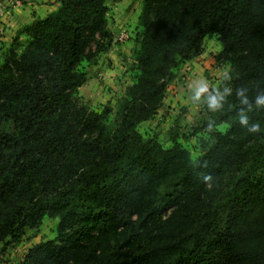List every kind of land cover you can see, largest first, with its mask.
I'll return each instance as SVG.
<instances>
[{
    "label": "trees",
    "instance_id": "16d2710c",
    "mask_svg": "<svg viewBox=\"0 0 264 264\" xmlns=\"http://www.w3.org/2000/svg\"><path fill=\"white\" fill-rule=\"evenodd\" d=\"M107 1L60 0L0 63L1 250L49 219L55 240L21 264H264V131L249 130H264V108L241 124L235 92H264V0H142L137 76L113 124L78 98V67L117 43ZM209 38L232 94L207 108L194 161L177 134L164 148L138 128Z\"/></svg>",
    "mask_w": 264,
    "mask_h": 264
},
{
    "label": "rangeland",
    "instance_id": "374dc122",
    "mask_svg": "<svg viewBox=\"0 0 264 264\" xmlns=\"http://www.w3.org/2000/svg\"><path fill=\"white\" fill-rule=\"evenodd\" d=\"M59 2L0 0V63L10 49L20 54L25 47L27 39L20 37L15 41L16 32L35 19L43 18L48 11H55ZM106 6L108 29L117 43L107 53L99 55L95 63L83 62L78 67L79 71L87 74V81L79 89L78 98L82 105L98 114L110 109L107 122L113 124L118 104L137 76L134 64L139 48L138 36L142 31L138 24L142 0H108ZM220 50L216 38H209L199 57L174 70V79L157 115L138 128L145 139L156 138L164 148H169L172 134H177L178 141L189 151L192 159H198V140L203 136L198 130L207 119V94L198 101L194 100L192 85L199 80L208 84L210 92L220 90L230 71L227 63H218L216 60ZM218 129L225 131L226 127L219 126ZM56 228L57 221L45 219L39 230L27 231L19 245L7 247L3 251L0 248V264H21L31 247L55 240Z\"/></svg>",
    "mask_w": 264,
    "mask_h": 264
},
{
    "label": "clouds",
    "instance_id": "9594fccd",
    "mask_svg": "<svg viewBox=\"0 0 264 264\" xmlns=\"http://www.w3.org/2000/svg\"><path fill=\"white\" fill-rule=\"evenodd\" d=\"M228 78L227 76L225 77ZM193 99L200 100L202 96L207 94L206 103L210 111H217L223 107L225 99L232 94V89L225 87L223 91H209V86L204 81H195L192 85ZM236 97L241 105L245 106L241 109L240 123H247V112L259 108H264V92H258L254 97H249L248 89L244 86L235 90ZM252 132H262L258 123L253 124L249 129Z\"/></svg>",
    "mask_w": 264,
    "mask_h": 264
},
{
    "label": "crops",
    "instance_id": "0c3cea01",
    "mask_svg": "<svg viewBox=\"0 0 264 264\" xmlns=\"http://www.w3.org/2000/svg\"><path fill=\"white\" fill-rule=\"evenodd\" d=\"M1 4V3H0ZM44 8V7H43ZM56 10V9H55ZM49 13H51L50 11H48L47 13H46V16L49 14ZM46 16H44L43 18H41V19H44V18H46ZM164 103V102H163ZM163 105V104H162Z\"/></svg>",
    "mask_w": 264,
    "mask_h": 264
}]
</instances>
